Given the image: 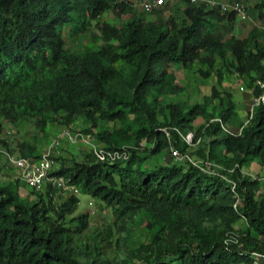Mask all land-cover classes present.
<instances>
[{
    "label": "trees",
    "instance_id": "16d2710c",
    "mask_svg": "<svg viewBox=\"0 0 264 264\" xmlns=\"http://www.w3.org/2000/svg\"><path fill=\"white\" fill-rule=\"evenodd\" d=\"M237 1L245 4L232 2ZM185 4L179 19L165 18L166 6L155 9L156 20L148 21L129 14L136 12L126 0H0L4 121L32 118L44 132L50 122L70 127L82 117L88 122L85 132L97 142L109 149L133 148L129 160L113 164L99 162L83 149L78 157L62 159L52 173L64 177L79 195L112 208L115 221L104 230L92 226L91 212L76 215L79 196L58 204L60 190L49 184L29 201L13 185H0V264H124L110 254L123 246V239L115 237L140 213L154 231L151 244L133 252L146 264H254L252 254H264L262 184L242 172L256 160L264 166V107L256 108L245 124L232 94L223 97L215 87L217 115L209 114L208 100L188 110L170 104L163 121L159 113L164 110H158L162 98L184 91L170 78L178 67L193 70L198 65L200 76L216 77L219 86L226 76L245 77L246 88L260 95L256 82H264V0L246 9L260 25L245 38L234 33L235 12L208 2ZM108 11L123 22L100 23ZM94 26L102 41L99 48L74 52L67 47L66 30L69 38L80 39ZM200 116L215 121L198 131L195 143L203 133L213 139L208 154L200 149L197 155L235 170L229 176L238 184L237 208L229 184L187 162L143 168L146 158L172 145L188 153L177 130L188 134ZM216 119L236 133L225 132ZM101 122L107 126L93 132ZM145 141L153 147L142 156ZM24 147L23 157H40L35 147ZM244 218L248 230H235ZM233 233L239 242L227 245Z\"/></svg>",
    "mask_w": 264,
    "mask_h": 264
},
{
    "label": "rangeland",
    "instance_id": "374dc122",
    "mask_svg": "<svg viewBox=\"0 0 264 264\" xmlns=\"http://www.w3.org/2000/svg\"><path fill=\"white\" fill-rule=\"evenodd\" d=\"M126 1L128 3L129 8H132V10L136 12H130L129 14H135L137 16L143 15L148 21L156 20L155 15L153 13L150 14L145 10L146 4H148L152 0ZM204 1L207 0H198L199 4L203 3ZM210 1L230 4L232 1L236 0ZM244 1L246 9H249L258 0ZM185 6V3L179 4L175 2L174 4H169L166 8H164L166 10L164 17L168 18L172 16L179 19V11L181 9H184ZM247 15L248 19L245 21H242L237 16L236 29L234 33L237 34L240 38L247 37L250 31L254 29V27L260 25V23L252 19L249 14ZM99 22H105L111 25H120L123 22V19L118 18L113 11H108L99 19ZM65 35L67 37V47L74 52H83L88 48H99L102 45L100 34L96 26H94L88 34L82 36L80 39L69 38L68 30H66ZM198 68V65H196L193 70H184L178 67L171 71V80H174L176 84H178V86L183 87L184 91L178 95L167 96L161 99V104L158 107V110L161 111V109H163L164 111L159 113L160 121H163V117L165 115H168V105L170 104H180L183 105L186 110H188L191 106L205 103L206 100H208L209 102L207 108L209 114L217 115L220 110V107L218 105V99H214L212 95L213 88L215 87L218 89L219 93L223 97L226 93L232 94L233 100L237 104L238 111L240 110V107L242 105H252L255 97L253 96L254 91L253 89L248 88L249 92H247L246 84H248L249 80H245V77L240 78L236 75L226 76L223 84L219 86L217 83V79L214 76L209 79L202 78L198 73ZM240 88L242 89L240 90ZM249 109L247 110V113L249 112ZM240 113L243 116V113ZM241 118H243L244 121L247 120V116H243ZM213 121H208V119L201 116L197 117L192 123L191 129L190 131H188V134L192 133L195 140L197 133H199L198 131L203 129L204 127H207L210 122ZM49 125L50 128L55 127L56 129H58V126H60L57 132L63 128H68L63 124L56 122H50ZM117 125L120 126L119 123ZM105 126H107V124L101 122L100 128L95 129L93 132L97 133ZM87 127L88 122L84 118L78 117L75 123L69 128L73 129L74 131L81 130L86 133L85 129ZM226 127L229 131L236 133V130L233 127ZM203 134L204 135L199 136L201 138L198 139V143L193 146H189L187 150V152L193 158L198 160H205L199 155H197V152L200 149H205L206 154H208L209 142L213 139L209 136H206L205 133ZM54 136L55 135L53 133H49L46 130L44 132L40 131L35 124V120L32 118L21 119L16 121L15 123H10L5 122L4 119L0 116V185L5 186L11 184L14 186L15 189H20V187H24L26 188V190L25 192H23V197L28 199L29 201L35 200V198L39 195V192L41 191L31 192V190L26 187L25 182L21 179L19 171L14 169L13 166L9 163L8 155L23 157L25 144L35 147L37 149L35 153L36 156L41 155V153H44L45 150L48 148ZM152 146V143L146 141L143 142L141 146V148L143 149L141 150L142 156H147ZM82 151L83 149L80 146H74L65 143L64 147L59 151V157L56 158L55 161L58 164L62 162V159H71L78 157ZM172 161L173 160L171 159L169 150H166L162 154L146 158L143 163V168L153 169L161 165L170 164L172 163ZM220 167L223 169L222 166ZM242 170L245 176L260 180V183L262 184L261 195L264 196V183L263 181H261L264 178V166H261L260 162L256 160L253 163L245 166ZM70 196V192L60 191V193L55 196L56 203L61 204L63 200L67 199ZM79 198L81 202L78 207V211L76 212V215L91 212V224L92 226L97 227L100 230H104L114 223L115 216L112 208L107 207L104 203L93 199L87 195H79ZM148 222L149 219L143 213H140L139 215H137V217H135V220H130L127 223L124 231L116 235L115 240H118L120 238L123 239V241L121 242V244L123 245L121 247L122 249L117 251L113 250L110 253L112 257L115 258L116 262L124 264H146L139 257L133 254V252L141 245L151 244L154 231L149 228ZM234 228L239 232L247 231L249 228L247 220L245 218L241 219V221H239Z\"/></svg>",
    "mask_w": 264,
    "mask_h": 264
},
{
    "label": "built area",
    "instance_id": "2783aa9c",
    "mask_svg": "<svg viewBox=\"0 0 264 264\" xmlns=\"http://www.w3.org/2000/svg\"><path fill=\"white\" fill-rule=\"evenodd\" d=\"M175 2L182 4L190 2L191 4L198 5V0H152L146 4L145 10L148 13H152L155 9L166 7L169 4H174ZM208 2L212 7L220 8L221 11H231L242 20L245 21L248 19L246 6L242 2H232L230 4L219 3L216 1H204ZM256 86L262 91L259 96L254 97L251 109L247 114V124L252 118L256 108L264 107V82H256ZM216 121L221 123L222 128L225 132L232 134L231 131L222 123L220 119ZM167 132V131H166ZM182 141L185 142L188 146H193L195 143L193 134L184 135L181 131L177 130ZM241 132V130H240ZM168 138L170 137L169 132H167ZM70 144L74 146H80L82 149H85L92 153L99 162L107 163H116L119 161H127L132 156V147H122L120 149H109L105 145L97 142L95 137L91 134L84 133L81 130L74 131L71 128H63L58 131L48 148L44 153L40 155L39 158H26V157H16L14 155H8V161L13 166L14 169L18 170L22 181L25 184L35 191L43 192L45 188L50 184L53 188L59 189L61 192H70L71 195L79 196V191L68 184V181L64 177H55L52 176V173L57 169L58 164L55 161L59 157V151L64 147V144ZM153 147V146H152ZM169 153L171 159L174 163H189L193 167L197 168L204 175L221 179L230 185L232 192L234 193L237 201L235 208L240 204V197L237 192L238 184L231 178L229 175L234 173V169L228 170L221 168L216 163L210 160H198L193 158L189 153H183L175 146H170ZM264 183V178L261 180ZM239 235L231 234L226 240V244H238ZM256 259L254 264H260V260L264 261V254L253 253L252 254Z\"/></svg>",
    "mask_w": 264,
    "mask_h": 264
},
{
    "label": "crops",
    "instance_id": "0c3cea01",
    "mask_svg": "<svg viewBox=\"0 0 264 264\" xmlns=\"http://www.w3.org/2000/svg\"><path fill=\"white\" fill-rule=\"evenodd\" d=\"M242 87V86H241ZM242 88H240V90H241ZM246 89V88H245ZM247 92H249V89L247 88ZM249 107H250V109H251V105H249V106H245V105H242L241 107H240V110L238 111V113H239V116H241V117H246L247 116V110L249 109ZM250 109H249V111H250ZM240 112H242L243 113V116L241 115V113ZM240 117V118H241ZM242 119V121H244L243 120V118H241ZM246 122V121H245ZM60 128V126H58V129ZM58 129H56L55 127H52V128H50V125H48V128L46 129V131L47 132H49V133H53L54 135L56 134V132H57V130ZM55 132V133H54ZM42 154V153H41ZM26 187L28 188V186L26 185ZM20 190H21V192L23 193V192H25V190H26V188H24V187H20Z\"/></svg>",
    "mask_w": 264,
    "mask_h": 264
}]
</instances>
